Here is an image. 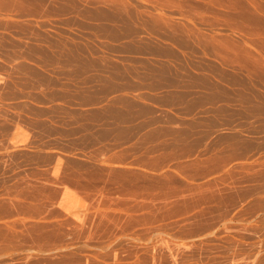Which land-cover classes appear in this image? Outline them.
<instances>
[{
  "label": "rangeland",
  "instance_id": "1",
  "mask_svg": "<svg viewBox=\"0 0 264 264\" xmlns=\"http://www.w3.org/2000/svg\"><path fill=\"white\" fill-rule=\"evenodd\" d=\"M0 264H264V0H0Z\"/></svg>",
  "mask_w": 264,
  "mask_h": 264
}]
</instances>
